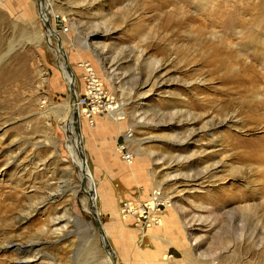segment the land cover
<instances>
[{
  "label": "rangeland",
  "instance_id": "rangeland-1",
  "mask_svg": "<svg viewBox=\"0 0 264 264\" xmlns=\"http://www.w3.org/2000/svg\"><path fill=\"white\" fill-rule=\"evenodd\" d=\"M200 2L174 1L181 14L157 0H0V264H109L69 152L76 126L114 264H264V152L247 153L264 146V86L243 91L235 63L210 60L231 36L248 61L243 40L264 31L245 14L192 21ZM60 62L79 93L86 65L115 100L92 125L78 109L70 133ZM154 198L162 231L167 213L179 230L167 251L133 239L142 228L120 211Z\"/></svg>",
  "mask_w": 264,
  "mask_h": 264
},
{
  "label": "bare ground",
  "instance_id": "bare-ground-1",
  "mask_svg": "<svg viewBox=\"0 0 264 264\" xmlns=\"http://www.w3.org/2000/svg\"><path fill=\"white\" fill-rule=\"evenodd\" d=\"M157 1L159 4V7H164L166 4L172 5V12L173 13L178 12V13L184 14L186 12L185 6L178 7L179 5H176L174 3V1H177V0H157ZM192 1H196L195 6H197V0H192ZM203 1H204V4H203ZM190 4H191V0H190ZM200 4H203V5L201 6V9H199L197 11L198 13L189 14V16H187L190 20L200 21L201 23H203V25L204 24L205 25H207V24L215 25L214 23L218 22V23H222L223 26H229V24H231L233 22V20H236L239 17L244 18L242 15L245 14L247 16V20L250 22L249 23L250 26H252V28L256 27V29H255V30H257V31H255L256 34L259 33L260 31H264V0H201ZM186 5H187V2H186ZM41 11H42V13H47L46 7L44 8L42 6ZM223 13L226 14L227 17L221 19V14H223ZM47 27H48V25H47ZM46 35H47V38L50 35H54V36L58 37L57 33L50 27H48ZM216 37H217V41L210 46V49H211V55H210L211 59L210 60H211V62L216 60V59H219V55L223 54L222 59L224 58V59L230 60V62L232 61V63H235L237 68L239 69L238 73L243 74L245 76V77L239 79L238 82L235 81L238 84V86L241 87V89L243 91L252 92L254 90H257L261 85L264 86V39H259V36H248L247 38H245V40H243L244 41L243 45L250 48L249 54L246 56V59H248V61H243V59L237 58L236 54H234V52L232 51V45L233 44H232V37L231 36H216ZM47 40H48L47 42L49 43L50 38H48ZM59 50H60V54H62L65 57V53L62 51V49L60 47H59ZM55 51H56V53H58L57 50H55ZM67 66L68 65L66 63L64 64L63 62H60V69L62 70V72L64 74V79L66 81V84L69 88V92L72 95V99H73L74 104H75V101H76L77 96L79 94V88L77 90V87L75 85V77ZM84 66H86V65H84ZM84 66L81 68L82 69V78L80 80L81 81L80 82V86H81L80 88L82 89V91L86 87V83L84 80L86 71H85ZM89 69H90V67H89ZM90 70L92 71V69H90ZM246 72H248L249 75H245V74H247ZM93 74L96 75L94 72H93ZM96 77H97V75H96ZM99 81H101V80L99 79ZM238 86H237V88H238ZM69 111H70V113H68V115H66L65 117L63 116L64 118H62V121L66 125L67 132L70 133L72 130V125L74 124L76 126V124H75L76 119L74 116H77L79 118V112H78V109L73 105ZM94 115H97V114H93L92 116H94ZM254 120L257 121L255 117H254ZM76 128H77V132H78V137H74L76 139H73L74 141L71 144H69V146H68L69 152L71 154V158L73 160V163L76 165V167L79 170L80 178H82V180L85 179L88 181V187L86 189L83 188V191L87 192V194L89 195V199L91 201V203H89V205L90 206L92 205L93 208H95L94 192L91 189V184L89 183V178H88L89 172H88L87 164H86L87 161L81 152V150H82L81 129H80V127H77V126H76ZM74 131L75 130H73V132ZM256 152L258 154H261L262 152H264V146L255 148L254 150H249L247 153H248V156L250 154V157H251V154H253V156H254ZM246 157H247V155H246ZM247 158H249V157H247ZM125 160H127V159H125ZM129 160H131V158L128 159L127 161H129ZM77 188H79V187H77ZM87 209H89V206L87 207ZM123 216H128V215H123ZM129 217H132V215H129ZM99 221H100V219H99ZM134 221H135V219H134ZM139 227H141V226H139ZM104 236H105V234H104ZM102 243H103L104 248H105V246L108 245V242H105V240H102ZM30 245H33V244H30ZM107 249L106 250H107L108 254H107L106 258L108 259L109 264H114V257L112 256L113 254H112V250H111L110 245H109V248H107Z\"/></svg>",
  "mask_w": 264,
  "mask_h": 264
},
{
  "label": "built area",
  "instance_id": "built-area-1",
  "mask_svg": "<svg viewBox=\"0 0 264 264\" xmlns=\"http://www.w3.org/2000/svg\"><path fill=\"white\" fill-rule=\"evenodd\" d=\"M85 67V89L77 96L74 106L79 109L85 119L92 125L91 117L93 114H105L112 110L114 99L111 93L102 85L101 81L89 69ZM123 150V147H119ZM125 159H130L129 153H122ZM162 201L159 199H150L143 202H133L131 200H122L121 213L123 215H132L136 220V224L142 228L159 224L161 220L160 206Z\"/></svg>",
  "mask_w": 264,
  "mask_h": 264
},
{
  "label": "crops",
  "instance_id": "crops-1",
  "mask_svg": "<svg viewBox=\"0 0 264 264\" xmlns=\"http://www.w3.org/2000/svg\"><path fill=\"white\" fill-rule=\"evenodd\" d=\"M96 122L99 123V126L101 125L100 119H97ZM166 215L168 217L167 218V224L171 225L167 232H163L162 231L163 228H162V226H159V224L152 225V226L147 227V228H142L141 231H140V229L138 230L137 228H132L131 234H132L133 239L135 238L134 236H139V238L141 237L142 240H143V238L144 239L149 238V240H151V243H153V246H154L153 250L152 251L150 250L151 252H160L161 250H166V251L170 250L173 246L170 243L171 237H172V235H175V234H176L175 237L178 236L177 233H179V230L175 226H174L175 228L172 227L173 225L171 223L172 221L170 220L169 213H167ZM162 216H163V212L161 213V217ZM153 234L155 235L154 237H153ZM137 240H138V238H137ZM134 243H135V241L133 242V244ZM133 249H134V247H133ZM152 263L155 264L154 261H152ZM157 264H166V263L165 262L160 263L158 260Z\"/></svg>",
  "mask_w": 264,
  "mask_h": 264
},
{
  "label": "water",
  "instance_id": "water-1",
  "mask_svg": "<svg viewBox=\"0 0 264 264\" xmlns=\"http://www.w3.org/2000/svg\"><path fill=\"white\" fill-rule=\"evenodd\" d=\"M86 193H87V192H86ZM90 212H91L92 216L94 217L95 222H96V224H97V226H98L101 240H105V242H108L107 239H106V237L104 236V232H103V229H102V227H101V224H100V221H99V218H98V214H97V212H96V208H93L92 205L90 206ZM106 244H107V243H106ZM106 244H105V245H106ZM107 248H109V243H108L107 246H105V250H106ZM107 250H108V249H107Z\"/></svg>",
  "mask_w": 264,
  "mask_h": 264
}]
</instances>
